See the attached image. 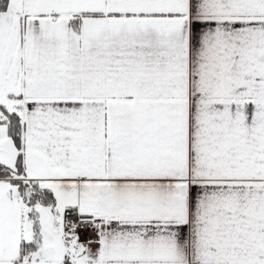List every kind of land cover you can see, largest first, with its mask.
Masks as SVG:
<instances>
[{
    "label": "snow or ice",
    "instance_id": "snow-or-ice-1",
    "mask_svg": "<svg viewBox=\"0 0 264 264\" xmlns=\"http://www.w3.org/2000/svg\"><path fill=\"white\" fill-rule=\"evenodd\" d=\"M0 264H264V0H0Z\"/></svg>",
    "mask_w": 264,
    "mask_h": 264
}]
</instances>
